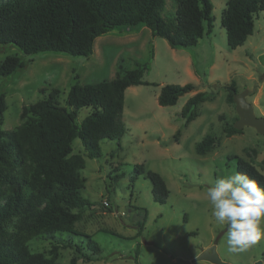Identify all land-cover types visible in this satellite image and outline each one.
I'll return each instance as SVG.
<instances>
[{
  "label": "rangeland",
  "instance_id": "obj_1",
  "mask_svg": "<svg viewBox=\"0 0 264 264\" xmlns=\"http://www.w3.org/2000/svg\"><path fill=\"white\" fill-rule=\"evenodd\" d=\"M210 3L212 31L194 46L172 48L144 25L122 26L95 38L88 57L40 52L24 56L22 69L0 78V93L7 105L0 129L6 131L21 123L23 106L42 99L52 88L60 90L58 102L65 105L75 81L81 85L110 81L120 69L148 63L149 70L142 77L147 84L130 86L124 92L121 139L101 140L98 158L85 157L80 140L73 141L72 152L85 160L81 195L92 204L74 230L90 236L99 248L93 261L77 264H211L193 261L211 246L224 262L264 264V239L245 252L227 251L226 229L216 222L206 199L207 188L217 176L236 171L231 156L250 161L264 175V132L248 126L231 136L224 131L238 118L234 104L226 101L231 81L237 93L246 92L255 116L264 118V10L254 18L252 34L241 46L230 49L220 25L226 0ZM174 11V0H166L162 16ZM8 56L20 53L14 47L0 48V63ZM186 83H192L193 90L182 94L174 105L158 104L162 86ZM197 92L213 98L198 105L197 117L184 125L183 107ZM88 112L87 108L79 110L77 123ZM207 135L216 138V145L197 154L195 145ZM136 166L143 173L135 171ZM146 172L162 177L169 191L165 203L152 199ZM28 246L33 252L50 248L49 240L42 239H33ZM71 256L70 248L63 249L57 264H68Z\"/></svg>",
  "mask_w": 264,
  "mask_h": 264
},
{
  "label": "trees",
  "instance_id": "obj_2",
  "mask_svg": "<svg viewBox=\"0 0 264 264\" xmlns=\"http://www.w3.org/2000/svg\"><path fill=\"white\" fill-rule=\"evenodd\" d=\"M174 2V14L164 17L161 12L166 0H0V48L14 47L20 53L0 63V78L22 69L24 56L40 52L88 57L95 38L122 26L144 25L152 36L164 38L172 48L194 46L212 31L210 0ZM263 10L264 0H226L220 25L230 49L241 46L252 34L254 18ZM149 53L152 58V49ZM148 70V63H142L118 70L110 81L83 85L75 81L65 105L58 102L60 90L52 88L42 99L23 106L16 128L0 129V264H57L66 248L72 251L68 264L91 262L97 257L99 248L92 238L74 230L92 204L81 195L85 160L72 152V144L79 139L84 156L98 158L101 140H120L124 134V92L130 86L147 84L142 77ZM193 88L192 83L166 84L160 89L158 104L174 105ZM226 92V101L234 104V82L226 86ZM212 98L206 92L189 98L182 112L186 115L184 125L197 117L198 105ZM6 108L5 96L0 93V126ZM83 108L89 112L77 123ZM224 131L227 136L240 132L231 125ZM216 142L214 136L207 135L195 145V152L203 155ZM230 158L236 161V171L264 185V175L250 161ZM135 171L143 173L138 166ZM145 176L152 199L165 203L169 191L162 177L155 172ZM102 207L107 209L103 202ZM33 239L49 240L50 248L31 251L28 243Z\"/></svg>",
  "mask_w": 264,
  "mask_h": 264
},
{
  "label": "clouds",
  "instance_id": "obj_3",
  "mask_svg": "<svg viewBox=\"0 0 264 264\" xmlns=\"http://www.w3.org/2000/svg\"><path fill=\"white\" fill-rule=\"evenodd\" d=\"M206 199L211 214L226 229L229 253H241L264 239V185L245 172L219 175L210 183Z\"/></svg>",
  "mask_w": 264,
  "mask_h": 264
},
{
  "label": "water",
  "instance_id": "obj_4",
  "mask_svg": "<svg viewBox=\"0 0 264 264\" xmlns=\"http://www.w3.org/2000/svg\"><path fill=\"white\" fill-rule=\"evenodd\" d=\"M246 93V92H245ZM245 93H236L233 95V103L235 112L238 116L233 127L235 130H241L243 127L248 126L254 128L258 133L264 132V118H258L253 113L252 106L245 99ZM193 261H206L211 264H231L222 261L213 246L205 248L197 256L193 258ZM256 264H263L257 262Z\"/></svg>",
  "mask_w": 264,
  "mask_h": 264
},
{
  "label": "built area",
  "instance_id": "obj_5",
  "mask_svg": "<svg viewBox=\"0 0 264 264\" xmlns=\"http://www.w3.org/2000/svg\"><path fill=\"white\" fill-rule=\"evenodd\" d=\"M104 205H106V202H103Z\"/></svg>",
  "mask_w": 264,
  "mask_h": 264
}]
</instances>
